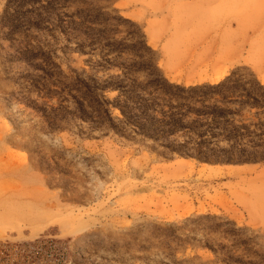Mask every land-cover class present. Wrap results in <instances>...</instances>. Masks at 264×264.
I'll use <instances>...</instances> for the list:
<instances>
[{
	"label": "rangeland",
	"instance_id": "obj_1",
	"mask_svg": "<svg viewBox=\"0 0 264 264\" xmlns=\"http://www.w3.org/2000/svg\"><path fill=\"white\" fill-rule=\"evenodd\" d=\"M139 6L0 0V264H264L263 158L119 136V81H146L136 68L150 63L167 78L131 18ZM235 73L257 78L237 66L167 79ZM241 114L249 129L264 122Z\"/></svg>",
	"mask_w": 264,
	"mask_h": 264
},
{
	"label": "trees",
	"instance_id": "obj_2",
	"mask_svg": "<svg viewBox=\"0 0 264 264\" xmlns=\"http://www.w3.org/2000/svg\"><path fill=\"white\" fill-rule=\"evenodd\" d=\"M136 69L148 79L119 81V136L150 139L204 160L264 159V122L249 129L238 119L245 108L264 111V85L255 76L243 81L235 73L214 84L185 86L169 81L155 63Z\"/></svg>",
	"mask_w": 264,
	"mask_h": 264
},
{
	"label": "crops",
	"instance_id": "obj_3",
	"mask_svg": "<svg viewBox=\"0 0 264 264\" xmlns=\"http://www.w3.org/2000/svg\"><path fill=\"white\" fill-rule=\"evenodd\" d=\"M143 26L169 80L248 67L264 85V0H137ZM199 69H202L200 72ZM182 75L180 74V77ZM183 77V76H182Z\"/></svg>",
	"mask_w": 264,
	"mask_h": 264
}]
</instances>
